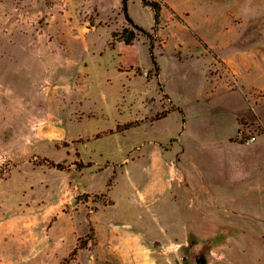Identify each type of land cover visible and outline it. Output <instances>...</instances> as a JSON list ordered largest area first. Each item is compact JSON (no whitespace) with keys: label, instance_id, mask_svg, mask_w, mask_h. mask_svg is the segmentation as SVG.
Instances as JSON below:
<instances>
[{"label":"rangeland","instance_id":"rangeland-1","mask_svg":"<svg viewBox=\"0 0 264 264\" xmlns=\"http://www.w3.org/2000/svg\"><path fill=\"white\" fill-rule=\"evenodd\" d=\"M126 1L143 32L121 0H0V264H264V196L184 185L175 152L153 157L181 114L152 123L174 109L158 61L165 79L174 50L238 36L264 55V0H147L157 23ZM222 161H207L219 180Z\"/></svg>","mask_w":264,"mask_h":264},{"label":"crops","instance_id":"crops-1","mask_svg":"<svg viewBox=\"0 0 264 264\" xmlns=\"http://www.w3.org/2000/svg\"><path fill=\"white\" fill-rule=\"evenodd\" d=\"M208 23L218 31L223 29V24L214 19H207ZM244 38L227 39L219 47L204 40L208 51L203 45L195 43L193 50L182 48L179 56L173 49L175 52H171L169 62L171 75L165 79H162L158 61L157 78L169 106L174 109L169 111V107L164 106L165 113L152 123L165 122L171 114L178 112L182 127L177 137L170 139L169 148L165 150L160 146L159 154L153 157L160 158L163 152H175L183 161L182 183L191 188L199 183L202 190L206 185H212L218 191L236 189L260 192L264 196V100L252 106L247 100L253 92L264 93V55L255 53L257 45L253 39ZM210 50L215 55L209 53ZM214 62L224 65L229 71L228 76L212 73V68L217 67ZM171 83L175 88L173 95L168 90ZM250 122L259 123L262 133L253 142L245 144L237 138V133L245 123ZM240 149L245 152L240 157L230 155ZM212 160L218 164L219 160H223L221 164L225 167L221 171L225 177L221 180L214 176L219 170L216 172L207 167V161ZM236 170L237 176H234ZM239 172L242 174L238 175ZM221 184L224 186H219ZM207 200L217 206L229 207L217 198ZM195 201L197 199L192 198L189 204ZM261 208L262 213L264 205ZM244 212L248 215L250 211Z\"/></svg>","mask_w":264,"mask_h":264},{"label":"trees","instance_id":"trees-1","mask_svg":"<svg viewBox=\"0 0 264 264\" xmlns=\"http://www.w3.org/2000/svg\"><path fill=\"white\" fill-rule=\"evenodd\" d=\"M142 3L145 6L150 7L153 10V12H154V15H153L154 21H155V23H157V20L159 18V10H160L159 6L155 2H151V1H147V0H142ZM121 10H122V13H123V16H124L125 20L130 25H132L136 30L143 32V30H141L138 26H136L133 23V21L130 19L129 15H128L127 1L126 0H121ZM134 39H135V34H133V32H131L130 37L128 39L124 40V43L129 45V44L132 43V41ZM151 60H152V63L154 65L155 69H157V66L155 64V60L153 58H151Z\"/></svg>","mask_w":264,"mask_h":264},{"label":"built area","instance_id":"built-area-1","mask_svg":"<svg viewBox=\"0 0 264 264\" xmlns=\"http://www.w3.org/2000/svg\"><path fill=\"white\" fill-rule=\"evenodd\" d=\"M244 131H239L237 133V137L239 140L244 142L245 144L251 143L256 139L257 134L255 132L251 133L248 129Z\"/></svg>","mask_w":264,"mask_h":264}]
</instances>
